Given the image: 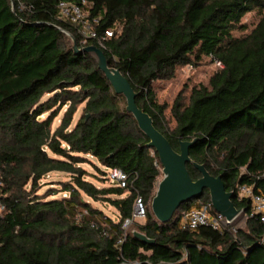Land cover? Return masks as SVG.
Returning <instances> with one entry per match:
<instances>
[{"label":"trees","instance_id":"16d2710c","mask_svg":"<svg viewBox=\"0 0 264 264\" xmlns=\"http://www.w3.org/2000/svg\"><path fill=\"white\" fill-rule=\"evenodd\" d=\"M62 1H86L89 20H98L96 38L82 44L79 26L59 15ZM253 12L258 23L235 36ZM63 31L79 48H99L121 71L175 151L181 141H197L192 160L235 194L248 217L244 228L183 229L191 202L167 224L155 218L158 155L125 98L90 55L74 52ZM204 59L222 68L208 86L192 89L188 104L176 98L170 129L154 85ZM88 157L122 170L127 188L87 180L82 165H95ZM187 168L194 181L201 178L192 164ZM54 173L70 176L61 184L65 198L38 194ZM241 186L264 194V0H0V264H264V222L251 216L249 198H239ZM84 197L115 208L117 221ZM138 197L146 221L124 228ZM199 203L211 204L208 191Z\"/></svg>","mask_w":264,"mask_h":264},{"label":"water","instance_id":"95a60500","mask_svg":"<svg viewBox=\"0 0 264 264\" xmlns=\"http://www.w3.org/2000/svg\"><path fill=\"white\" fill-rule=\"evenodd\" d=\"M63 33L69 38L74 52L90 55L112 85L115 93L125 98L127 112L133 116L139 129L149 139L148 148L158 155L163 177L157 184L151 203L155 218L162 224L171 222L175 213L183 205L199 199L205 191L209 192L214 210L224 216L228 225L244 214L242 209L236 208L235 194L227 191L221 176L211 175L204 165L192 160L190 150L195 147L197 141H181L180 151H175L169 140L157 130L153 118L138 107L136 99L139 94L134 91L119 69L110 67L105 54L93 45L79 48L72 34L66 31ZM189 164H192L201 174V178L196 181L191 178L187 168ZM135 236L144 243H154L141 233L136 232Z\"/></svg>","mask_w":264,"mask_h":264},{"label":"rangeland","instance_id":"374dc122","mask_svg":"<svg viewBox=\"0 0 264 264\" xmlns=\"http://www.w3.org/2000/svg\"><path fill=\"white\" fill-rule=\"evenodd\" d=\"M260 20V16L256 13L248 14L246 17L242 19V24L248 26L245 31H236L235 36H244L250 33L253 27ZM222 67L217 64L216 61L211 59H204L202 62L197 63L196 65L178 67L175 72V76L173 79L160 81L155 83L154 88L156 91L157 100L160 104L166 106L165 110V120L166 124L170 129H174L176 126V121L173 117L172 108L175 103L176 98L179 95H182L185 104L189 103V97L191 91L194 87H198L200 85L208 86L210 79L221 70ZM82 107V106H81ZM79 108L78 113L74 117V122H76L82 114V108ZM65 108L61 111L58 117L53 122V128L59 126L62 116L64 114ZM44 118H46L44 116ZM88 160H91L95 165L91 163L83 164V168L87 172L86 179L92 182L98 188L109 187L111 186L110 181L107 179L108 169L99 165L95 159L88 157ZM96 166H98L96 168ZM105 173V176L102 173ZM244 170V169H243ZM163 175L158 180V183L162 180ZM70 176L62 173H54L50 175L42 184L41 190L39 191L40 196H45L49 192H55L54 196L49 197L52 198H65L68 196L67 192L62 191L61 184L70 182ZM157 183V184H158ZM56 188L59 191H54ZM85 200L91 204V206L95 209L101 210L104 214L110 216L113 220L117 221V211L112 206L105 204L104 202L98 201L95 202L87 197H84ZM199 204V199H195L191 202L192 206H196ZM247 216L245 214H241V216L235 220L232 224L227 227L231 228L233 232L238 229L244 228L247 222ZM146 218L135 220L134 222L139 224H144ZM132 229V225L128 227Z\"/></svg>","mask_w":264,"mask_h":264},{"label":"built area","instance_id":"2783aa9c","mask_svg":"<svg viewBox=\"0 0 264 264\" xmlns=\"http://www.w3.org/2000/svg\"><path fill=\"white\" fill-rule=\"evenodd\" d=\"M87 6L86 1L81 4H76L68 1H62L58 5L59 15L62 19L69 21L70 23L77 24L79 26L78 33L81 37L83 45L88 40L96 38V33L93 30V23H97L98 20H89L84 7ZM108 37L112 36L111 31H106ZM222 67V64H219ZM153 154V152H152ZM108 169V168H107ZM107 179L112 186L119 188H127L128 176L122 170L114 168L108 169ZM239 198H249L251 200L252 217L259 216L261 221L264 222V194L254 193L252 187L241 186L239 189ZM211 204H201L191 207V209L185 212L180 219V227L188 230H196L199 227L207 226L213 230L222 231L228 226L226 219L223 215L217 211H212ZM146 217V206L141 198H137L134 205V213L132 219L126 220L124 228H128L134 223L135 220L143 219Z\"/></svg>","mask_w":264,"mask_h":264}]
</instances>
